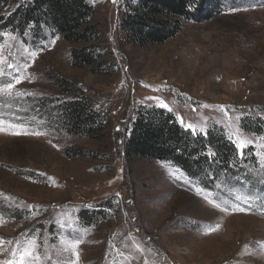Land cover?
Listing matches in <instances>:
<instances>
[{"label": "rangeland", "instance_id": "1", "mask_svg": "<svg viewBox=\"0 0 264 264\" xmlns=\"http://www.w3.org/2000/svg\"><path fill=\"white\" fill-rule=\"evenodd\" d=\"M87 1L94 43L0 33V264H264L262 1L208 0L203 19L146 47L122 30L125 0ZM89 45L102 74L74 64ZM71 87L105 119L99 139L48 120ZM149 108L251 154L258 189L224 178L208 188L173 164L128 157L124 141Z\"/></svg>", "mask_w": 264, "mask_h": 264}, {"label": "trees", "instance_id": "2", "mask_svg": "<svg viewBox=\"0 0 264 264\" xmlns=\"http://www.w3.org/2000/svg\"><path fill=\"white\" fill-rule=\"evenodd\" d=\"M134 1L132 6L130 3ZM208 0H125V15L122 30L137 43L160 45L175 38L184 21L203 19V8ZM264 4V0H260ZM17 7L12 13L6 10ZM95 8L87 0H0V33L11 32L21 39H43L46 30L61 34L74 44H91L96 40V27L91 22ZM28 35V37H27ZM77 67L97 65L96 74H102L101 54L92 45L73 51ZM72 100L49 112L52 124L57 122L72 135L99 139L105 119L90 108L88 101L79 95L75 87L67 90ZM71 99V98H70ZM248 121L245 127L261 129ZM128 157L139 156L152 161L173 164L186 172L188 177L201 181L204 187L212 188L209 180H227L237 188L250 185L258 189V182L244 166H253L251 154L240 153L221 132L203 138L185 128L172 113L163 109L149 108L134 123L130 137L124 141ZM248 156V157H247ZM236 175V176H234ZM242 176V179L235 177ZM203 181H202V177ZM211 177L212 179H209ZM242 181V182H241ZM235 186V187H236ZM99 213H82L88 225L99 221ZM104 213H102L103 215Z\"/></svg>", "mask_w": 264, "mask_h": 264}]
</instances>
